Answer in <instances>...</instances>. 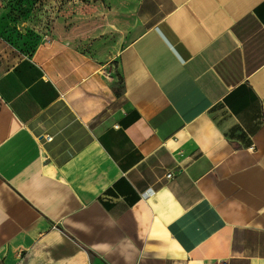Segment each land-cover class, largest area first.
<instances>
[{
  "label": "crops",
  "instance_id": "crops-1",
  "mask_svg": "<svg viewBox=\"0 0 264 264\" xmlns=\"http://www.w3.org/2000/svg\"><path fill=\"white\" fill-rule=\"evenodd\" d=\"M77 12L0 61V264H264V0ZM114 32L126 103L93 124Z\"/></svg>",
  "mask_w": 264,
  "mask_h": 264
},
{
  "label": "rangeland",
  "instance_id": "rangeland-1",
  "mask_svg": "<svg viewBox=\"0 0 264 264\" xmlns=\"http://www.w3.org/2000/svg\"><path fill=\"white\" fill-rule=\"evenodd\" d=\"M104 0H0V61L32 54L57 30L67 29L82 8L99 7ZM116 32L109 37V62L96 80L89 117L93 124L117 114L125 106L116 55L122 48ZM118 40V41H117ZM130 39L126 40V43ZM3 44V45H2Z\"/></svg>",
  "mask_w": 264,
  "mask_h": 264
},
{
  "label": "built area",
  "instance_id": "built-area-1",
  "mask_svg": "<svg viewBox=\"0 0 264 264\" xmlns=\"http://www.w3.org/2000/svg\"><path fill=\"white\" fill-rule=\"evenodd\" d=\"M52 140V138L51 137H47L46 138V141L48 142V141H51ZM173 178V174H171V173H169V174H167V176H166V179L167 180H170V179H172Z\"/></svg>",
  "mask_w": 264,
  "mask_h": 264
}]
</instances>
